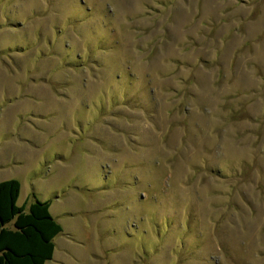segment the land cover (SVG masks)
<instances>
[{
    "label": "rangeland",
    "instance_id": "rangeland-1",
    "mask_svg": "<svg viewBox=\"0 0 264 264\" xmlns=\"http://www.w3.org/2000/svg\"><path fill=\"white\" fill-rule=\"evenodd\" d=\"M9 179L46 264H264V0H0Z\"/></svg>",
    "mask_w": 264,
    "mask_h": 264
},
{
    "label": "trees",
    "instance_id": "trees-1",
    "mask_svg": "<svg viewBox=\"0 0 264 264\" xmlns=\"http://www.w3.org/2000/svg\"><path fill=\"white\" fill-rule=\"evenodd\" d=\"M20 187L16 179L0 182V264H46L62 227L49 201L34 197L27 210L19 206Z\"/></svg>",
    "mask_w": 264,
    "mask_h": 264
}]
</instances>
